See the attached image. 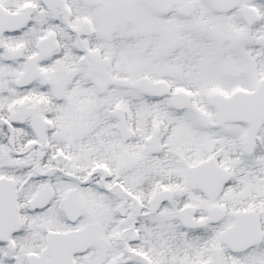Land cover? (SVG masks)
<instances>
[{"label": "snow or ice", "instance_id": "snow-or-ice-1", "mask_svg": "<svg viewBox=\"0 0 264 264\" xmlns=\"http://www.w3.org/2000/svg\"><path fill=\"white\" fill-rule=\"evenodd\" d=\"M0 264H264V0H0Z\"/></svg>", "mask_w": 264, "mask_h": 264}]
</instances>
